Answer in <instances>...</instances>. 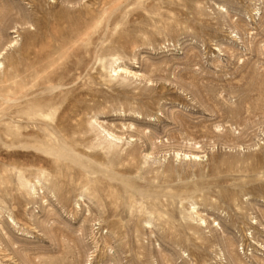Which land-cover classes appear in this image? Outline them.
<instances>
[{
  "label": "rangeland",
  "instance_id": "obj_1",
  "mask_svg": "<svg viewBox=\"0 0 264 264\" xmlns=\"http://www.w3.org/2000/svg\"><path fill=\"white\" fill-rule=\"evenodd\" d=\"M0 62V264H264V0H0Z\"/></svg>",
  "mask_w": 264,
  "mask_h": 264
},
{
  "label": "bare ground",
  "instance_id": "obj_2",
  "mask_svg": "<svg viewBox=\"0 0 264 264\" xmlns=\"http://www.w3.org/2000/svg\"><path fill=\"white\" fill-rule=\"evenodd\" d=\"M115 63L117 62L116 60L114 61ZM0 64H1V62H0ZM111 69H112V71L113 72H119V71H124V72H127V73H132V71H130L128 68H126V67H123V66H121V65H117V66H114L113 64H112V67H111ZM136 74V73H135ZM105 132V131H104ZM106 133V132H105ZM106 137L109 139V140H111V142L112 141H114V140H121V138L120 137H118L115 133H112V132H109V131H107V134H106ZM179 155V154H178ZM184 156L185 157H191L192 156V154H184ZM194 157H198V155H194ZM33 187V186H32ZM35 192V191H34ZM2 230V232L4 231V228H2L1 229ZM4 234V233H3ZM7 234V232H5V234L4 235H6ZM9 236V235H8ZM7 237V236H6ZM9 238V237H8ZM12 239V238H11ZM8 240V239H7ZM13 240V239H12ZM11 241L9 240V243H10ZM11 244V243H10ZM9 244V245H10ZM14 244V243H13ZM12 244V245H13Z\"/></svg>",
  "mask_w": 264,
  "mask_h": 264
}]
</instances>
